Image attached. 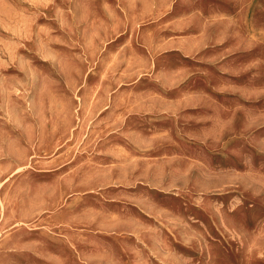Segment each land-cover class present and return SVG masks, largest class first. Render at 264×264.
<instances>
[{
    "label": "rangeland",
    "instance_id": "1",
    "mask_svg": "<svg viewBox=\"0 0 264 264\" xmlns=\"http://www.w3.org/2000/svg\"><path fill=\"white\" fill-rule=\"evenodd\" d=\"M0 264H264V0H0Z\"/></svg>",
    "mask_w": 264,
    "mask_h": 264
}]
</instances>
